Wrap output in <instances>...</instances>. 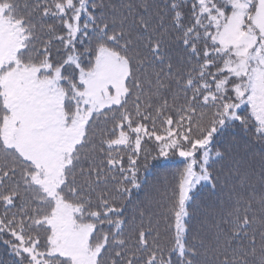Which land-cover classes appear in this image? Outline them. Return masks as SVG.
<instances>
[{
    "label": "snow or ice",
    "instance_id": "obj_1",
    "mask_svg": "<svg viewBox=\"0 0 264 264\" xmlns=\"http://www.w3.org/2000/svg\"><path fill=\"white\" fill-rule=\"evenodd\" d=\"M0 244L264 264V0H0Z\"/></svg>",
    "mask_w": 264,
    "mask_h": 264
},
{
    "label": "trees",
    "instance_id": "obj_2",
    "mask_svg": "<svg viewBox=\"0 0 264 264\" xmlns=\"http://www.w3.org/2000/svg\"><path fill=\"white\" fill-rule=\"evenodd\" d=\"M206 193H201V196H205ZM4 256V246L2 244H0V257H3Z\"/></svg>",
    "mask_w": 264,
    "mask_h": 264
}]
</instances>
